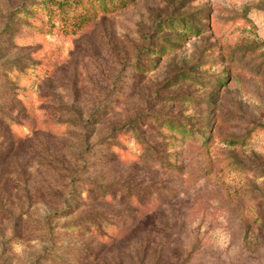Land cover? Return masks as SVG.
<instances>
[{"label":"rangeland","instance_id":"rangeland-1","mask_svg":"<svg viewBox=\"0 0 264 264\" xmlns=\"http://www.w3.org/2000/svg\"><path fill=\"white\" fill-rule=\"evenodd\" d=\"M42 2L0 0V264H264V0Z\"/></svg>","mask_w":264,"mask_h":264},{"label":"trees","instance_id":"trees-1","mask_svg":"<svg viewBox=\"0 0 264 264\" xmlns=\"http://www.w3.org/2000/svg\"><path fill=\"white\" fill-rule=\"evenodd\" d=\"M100 1L103 2V0H100ZM80 2H81V0H43L41 6H43L45 9H51V8L59 9L60 7H71L73 5H77ZM176 22L181 24V23H184V20L178 19ZM139 57H141V53L139 54ZM139 64H141V60L138 61V63L135 65V67H138ZM133 125H134L133 123H129L128 125L122 127L120 130L115 131V133L117 134L118 137H122V136L127 137L129 135H132L131 128ZM163 127L171 128L172 126H170L169 124H163ZM178 131L179 130H177V128H176V132H178ZM190 132H192L191 128H190ZM103 237L105 239L108 236L106 235Z\"/></svg>","mask_w":264,"mask_h":264}]
</instances>
